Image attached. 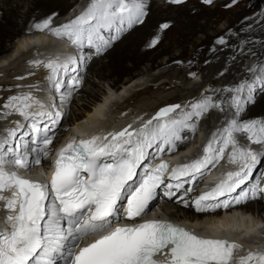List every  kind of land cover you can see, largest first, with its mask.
<instances>
[{"label":"snow or ice","instance_id":"obj_1","mask_svg":"<svg viewBox=\"0 0 264 264\" xmlns=\"http://www.w3.org/2000/svg\"><path fill=\"white\" fill-rule=\"evenodd\" d=\"M164 2L180 6L186 0ZM200 2L210 6L214 0ZM239 2L231 0L225 7ZM149 13V0H89L63 24H54L55 12L31 23L30 30L49 34L64 47L30 60L27 76L17 79L44 71L43 80L16 85L0 104V202L5 211L0 264H58V257L64 264H264V250L239 255L243 243L226 236L144 218L161 193L169 199L181 193L178 201L201 213L264 201V117L244 118L264 96V17H245L238 30L230 28L215 39L213 56L203 64L208 70L221 62L210 76L220 82L209 83L198 97L159 108L138 128L130 123L103 135L73 138L53 153L90 62L143 25ZM172 26L170 21L160 24L148 47L157 46L160 33ZM193 63L188 61L189 68ZM187 74L200 79L199 65ZM202 124H211V133L201 155L178 165L162 158ZM52 155L50 180L30 179L33 168L46 175L42 161ZM221 161L232 170L194 199H185Z\"/></svg>","mask_w":264,"mask_h":264},{"label":"bare ground","instance_id":"obj_2","mask_svg":"<svg viewBox=\"0 0 264 264\" xmlns=\"http://www.w3.org/2000/svg\"><path fill=\"white\" fill-rule=\"evenodd\" d=\"M76 1L74 3H70V1L68 0H0V10L2 13L0 21V56L2 57L7 53L10 54L12 52L11 48L6 46L7 42H11L14 38L19 37L20 34L22 35V33L29 34L32 32L30 30V27L25 26L28 22L31 21L32 23L34 19L39 20L47 15H51L53 12L57 14L54 18L55 21V19L58 18L57 16H59L60 14L64 15L67 11L77 7L78 1ZM261 1L262 0H251V2H248L249 4H246L244 7H241V2H239L231 8H226L225 5L230 4L231 0H224V2L219 5L218 3H214L213 7L202 4L200 0H186V3L183 5H167V7L164 8L158 5L156 3V0H149L150 14L147 17L145 23L132 29L134 32H138L137 35H135L136 39L129 43L128 46H123L124 48L118 49L112 55V58H110L106 63L101 62V64L98 65V62L102 59H94L93 66H98L97 69H91L92 71L94 70L96 76L100 80L108 82L110 81V88L114 91V95L119 91V93L123 92L128 84H131L134 80H137L136 78L140 74H133L132 78H130L125 83L121 84L120 82L122 76L131 74V71L140 67L143 62L149 63L151 66V70H153L154 68L157 69L163 66H169L171 64H174V62L178 60H183L188 66V61L192 60L194 61V63L192 64L191 68H189L188 66L189 71H196L197 65H199L200 70L204 69L205 66L203 64V61L213 56V53L210 51V49L213 47L214 40L218 36L223 35L230 28L238 30L242 26V22L244 21L245 17H264V12L256 13L253 16H249V14H246L251 6L259 5ZM88 3L86 2V4ZM26 4H28V7L26 6ZM189 4L190 7L187 8ZM24 6L27 7L28 15H24L21 10H19ZM217 14L221 16L219 17L220 19L224 18L227 21V28L220 33L215 27L220 20L217 18ZM61 16H59L54 24L60 25L59 21L61 20ZM213 18H215L216 20H213ZM169 21L172 22L173 26L170 29L160 33V43L154 48L148 47L150 40L159 32V25ZM64 22L66 21L64 20ZM145 25L146 27H144ZM130 32H128L127 34H129ZM198 33L204 35V38L199 39ZM22 38V40L21 38L19 39V45L26 50L29 49L28 46H30L31 43L35 40H40L41 43H43L42 38L39 35L38 37L28 35V37L23 36ZM121 40L117 41L114 46L119 44ZM49 41L50 40L48 39L47 45H45V51H52L53 49L48 45ZM191 44L193 48L191 49V51L189 50V52L188 49H190L189 45ZM176 49H181V53L177 55L174 54L173 51H176ZM18 51L20 52L19 49ZM27 52V54L31 55L30 58H37V55L33 54V50L29 49ZM27 56L29 57V55ZM162 56H168L167 60L161 59ZM159 59L161 60L158 61ZM217 66L218 65L214 64L213 68L210 70H215L216 68L220 67V65L219 67ZM114 79H118L119 81L116 83ZM85 81L86 83H88V79L86 80L85 78ZM3 86H6V84L0 83V87ZM166 86L167 85L163 84L161 87ZM144 92H146V89H143L141 93ZM79 93H81L86 98H90V101L92 103V105L90 106H92V108H90V106L87 104H84V106L83 104H81L84 109L88 108L89 110H84L82 112V115L86 117L84 122H80L82 118L81 117L75 118L71 123V125L74 126L71 131L75 132L76 134H87L89 137L94 134L103 135L106 132L120 130L121 126L130 123L135 127H139L141 123H143V121L150 118V114L142 117L143 119L140 120H135V118L132 120V118L129 119L130 117L127 118L124 116L118 121L103 126V124L100 123V118L102 117V115H104V108L107 107L112 96L109 95V97H104L103 101H100L98 100L99 93L97 94L96 91L94 93H89L83 89H80ZM39 95L42 94L39 93ZM4 99L6 98L4 94H2L0 101ZM177 101L178 100L176 99L161 100L152 111H155V109L159 108L161 105L177 103ZM248 110L250 112L249 118L251 116H255V118L258 116L264 117V96H261L258 99L257 104L255 106H252ZM97 117H99V119H97ZM88 126L90 129L88 128ZM64 129V127H60L56 137L62 136V134L64 133L67 134L68 132H66V130ZM69 135L70 137L72 136L71 134ZM191 140L192 137L188 141L180 143L176 150L184 149L187 145L190 144ZM203 147L204 146H200L193 154L200 155ZM191 149L192 147L190 145V148H188L182 154L185 155L189 153ZM192 193H195V191ZM5 195H8V193H5ZM179 195H181V193H178L177 197ZM177 197H173L172 199H168L167 201H163L161 203L157 202L154 204V206H157L158 208L162 207L170 209L167 216L169 219L174 221H185L187 219L193 220L194 218L199 219L203 216L209 215L216 216L219 211L218 209H216L214 211L203 213L196 212L192 207H184L183 204L178 201ZM185 199L191 200L189 194L185 197ZM235 207L238 208V210H241L244 213L248 214L235 212L234 214H224L221 220L210 219V221H207L206 223L209 228V233L211 235L218 236L222 235L221 233L224 232L228 239L236 240L237 242L241 243L251 239V241L243 244L251 246H244V249H246L244 250V252L239 253V255L246 254L247 250L249 249H251L252 251L264 250V201H251L247 203H241ZM171 208H175L176 211L172 210ZM178 210L183 213V215H179L180 212ZM201 224H203V221L201 223L193 224V226L196 228L197 226H201ZM215 224L221 225V229H216ZM247 235L250 237H247Z\"/></svg>","mask_w":264,"mask_h":264},{"label":"rangeland","instance_id":"obj_3","mask_svg":"<svg viewBox=\"0 0 264 264\" xmlns=\"http://www.w3.org/2000/svg\"><path fill=\"white\" fill-rule=\"evenodd\" d=\"M68 1H70V3H74L76 0H68ZM77 1L76 2L79 8H80V5H82L83 3L86 4V2L87 3L89 2V0H77ZM223 2L224 0H214L213 4L218 3L219 5ZM240 2H241V7H244L246 4H249L251 0H240ZM156 3L164 8L167 7L168 5L164 2V0H156ZM213 4L210 5V7L211 6L213 7ZM26 6L28 7V4H26ZM26 6H24L25 8L23 7L24 9L22 7L19 9L24 15H28ZM189 7H190V4L188 5L187 8ZM228 8H231V7H228ZM263 12H264V0H262L261 3L257 6H251L248 9L246 14H249V16H253L256 13H263ZM61 15L62 14H60L59 16ZM59 16L57 17L59 18ZM1 17H2V13L0 10V21H1ZM219 17L221 16L217 14L218 19H220ZM58 18H56L55 21ZM213 20H216V19L213 18ZM30 25H31V21L28 22L25 26L30 27ZM144 27H146V25ZM215 27L219 33L223 32L227 28V21L224 18H221ZM31 31L36 32L35 30H31ZM137 33H138L137 31L134 32L132 30L129 34L124 36L121 42L117 44L116 46H114L108 52L109 54L107 53L101 58L102 60L98 62V65L101 64V62L106 63L107 61H109V59L112 58V55L118 49L128 46L129 43H131L132 41H134V39H136L135 35H137ZM23 36L28 37L27 34L22 33V35L20 34L19 37L14 38L11 42H7L6 46L11 48L12 52L10 54L9 53L5 54L4 55L5 57L0 56V62H1L0 63V83L6 84V86L0 87V98L2 94H4L6 99L9 95L14 94L16 92V85H27V84H32L36 81H42L43 77L46 75L44 71H39L36 73V75L27 77V79H24V80L17 79V77H20V76H27V73L30 71L28 60L31 57V55L27 54L28 52H25L26 53L25 55L22 54L21 49L23 48L19 45L20 44L19 39L21 38L22 40ZM198 37L199 39H203L204 35H202L201 33H198ZM189 48L190 49H188V51L189 50L191 51V49L193 48L192 44L189 45ZM18 49L20 50V52L18 51ZM173 53L176 55L180 54L181 49H176V51H173ZM27 55H29V57ZM167 58L168 56L166 57L162 56L161 59L167 60ZM98 59L100 58H97L96 60ZM161 59H159L158 61H160ZM178 61H183V60H178ZM93 63H94L93 61L90 62V66L87 69L85 78L86 80L88 79V83H86L85 81L82 89L89 93H94L96 91L97 94L99 93L98 100L100 101H103L104 97H109V95L112 96L111 99L109 100L107 107L105 108L106 110L103 113L104 115H102L103 118L101 117L100 123H102L103 126L109 125L115 121H118L124 116L127 118L130 117L129 119L132 118V120L134 118L135 120H140V118L147 116L149 114L148 112H152V110L156 107L158 102L161 100L176 99L178 100L177 102L183 103L185 100H188L190 97H198L201 90L204 87H206L209 83L215 84V83L220 82V81L210 80L212 71H214L210 69H212L213 66L208 68V70H205V68L201 70L199 69L200 79L197 80V79H193L190 76H188L187 73L189 72V68L186 62L184 61L182 64L174 62V64H171L169 66H163L157 69L154 68L153 70H151V66L149 63L143 62V64H141L140 67L133 69L131 71V74L122 76L120 82L121 84L125 83L130 78H132L133 74L135 75L140 74L136 78L137 80H134L131 84H128L126 88L124 87L125 89L124 88L123 89L125 91L123 90V92L121 93H119L120 92L119 91L114 95V91L110 88V81L108 82V81L100 80L96 76L94 70L92 71L93 68L97 69V66H98L97 65L96 67H94L95 65L93 66ZM215 65H218L217 67H219L220 63L217 62L215 63ZM114 81L117 83L119 80L114 79ZM163 84L167 86L161 87ZM143 89H146V92L141 93ZM4 100L0 101V104H3ZM81 104H83V106L84 104L85 105L87 104L89 106L92 105L90 98L88 97L86 98L81 93L78 92L72 100V103L68 111L67 118L62 122L61 127H64L65 128L64 130H66V132L70 131L71 129L70 127L73 126L71 125V123L73 122L75 118L82 117L80 122L85 121L86 117L82 115V112L84 110H89V109L88 108L84 109V107L81 106ZM90 108H92V106H90ZM249 115H250V112L248 110L244 116L245 119H248ZM261 117L262 116H258L256 118H261ZM250 118H255V116H251ZM12 119H20V118L12 117ZM210 133H211V124L209 125L208 128H205L204 125L202 124L199 130L197 131V133L194 136H192V140L190 142L192 149H193V146H194V150H197L200 146H204L207 143ZM201 152H200V155H201ZM2 203L3 202H0V217L2 216L4 212L2 208ZM171 209L176 211L175 208H171ZM179 215H183V213L180 212Z\"/></svg>","mask_w":264,"mask_h":264}]
</instances>
